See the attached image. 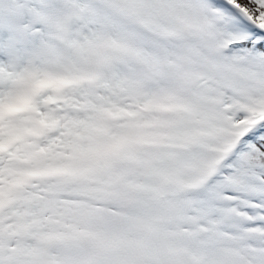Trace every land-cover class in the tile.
<instances>
[{"label": "snow or ice", "instance_id": "obj_1", "mask_svg": "<svg viewBox=\"0 0 264 264\" xmlns=\"http://www.w3.org/2000/svg\"><path fill=\"white\" fill-rule=\"evenodd\" d=\"M0 264H264V0H0Z\"/></svg>", "mask_w": 264, "mask_h": 264}]
</instances>
